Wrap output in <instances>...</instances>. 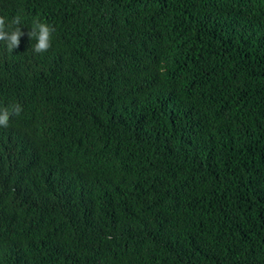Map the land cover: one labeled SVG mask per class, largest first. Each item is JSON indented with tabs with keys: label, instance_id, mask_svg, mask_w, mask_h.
<instances>
[{
	"label": "trees",
	"instance_id": "obj_1",
	"mask_svg": "<svg viewBox=\"0 0 264 264\" xmlns=\"http://www.w3.org/2000/svg\"><path fill=\"white\" fill-rule=\"evenodd\" d=\"M0 264H264V0H0Z\"/></svg>",
	"mask_w": 264,
	"mask_h": 264
},
{
	"label": "clouds",
	"instance_id": "obj_2",
	"mask_svg": "<svg viewBox=\"0 0 264 264\" xmlns=\"http://www.w3.org/2000/svg\"><path fill=\"white\" fill-rule=\"evenodd\" d=\"M21 19L15 17L11 23L6 22L3 16H0V43H2L7 51L12 52L19 47L21 37L27 34L30 40H35L33 52L42 54L47 52L52 46V33L54 28L40 20H33L30 30L25 33L21 30ZM22 107L19 104H13L8 107L0 108V127H8L12 116L19 115Z\"/></svg>",
	"mask_w": 264,
	"mask_h": 264
}]
</instances>
